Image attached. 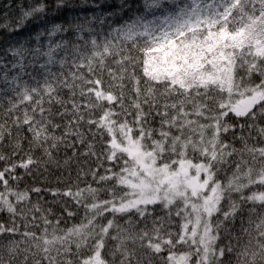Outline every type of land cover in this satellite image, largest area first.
<instances>
[{"label":"snow or ice","instance_id":"1","mask_svg":"<svg viewBox=\"0 0 264 264\" xmlns=\"http://www.w3.org/2000/svg\"><path fill=\"white\" fill-rule=\"evenodd\" d=\"M15 7L0 16V264H264V0ZM81 147L93 183L47 189L71 202L59 216L32 203L45 190L17 169Z\"/></svg>","mask_w":264,"mask_h":264},{"label":"trees","instance_id":"2","mask_svg":"<svg viewBox=\"0 0 264 264\" xmlns=\"http://www.w3.org/2000/svg\"><path fill=\"white\" fill-rule=\"evenodd\" d=\"M27 2H29V0H0V16H3L6 11H8L10 15H17L18 10L15 7V5L26 4ZM9 4L13 5V7L10 10L7 8V5ZM4 38H6L5 34L3 32H0V40ZM72 39L74 40L75 38L73 37ZM253 136H255V133H253ZM249 143H252V141H249ZM236 146L240 147L239 143H237ZM25 148H27V145H25ZM85 150L86 149L81 147L77 155L73 156L71 149H67V150L61 149L60 151L54 153V159L51 163L47 161V158H44L40 166L38 168H33L30 174H25L24 170L17 169V174L23 177V179L19 182V188L21 190L25 188L30 189L33 187H39L41 189H44L45 191L41 192L39 195L36 193L31 194L32 203H36L37 201H39L42 207L52 208L53 212L57 216H59L62 209L66 205L70 206L71 202L60 197L54 198L46 190L47 189L63 190L67 187H72L77 183H79L81 187H83L85 183H93L90 176L83 178L79 176V174L82 171L87 172L89 168L95 166V162L92 158L79 155V153H82ZM0 151H4L5 153H8L9 149L4 147V148H0ZM33 155L36 158H40L43 156L42 152H40L39 150L35 151ZM69 157H72V160L70 161V163L65 164L64 161L67 160ZM0 166H2V162H0ZM221 178L223 179L222 176ZM93 186L96 185L93 184ZM103 198H107L106 194L103 196ZM70 210L76 211L74 207H70ZM154 215L164 216L166 215V213L160 208V206H156L154 210ZM82 216H83L82 210L79 211L77 213V216L72 219H69L67 216H64L61 220L60 227L66 228V227H70L74 223H79L80 218ZM7 219L8 216L6 213H0V221H7ZM127 219L128 217L119 219L118 223L124 225ZM132 219L135 220L136 218L133 217ZM179 223L180 221L178 218H173V227H172L173 231H178ZM148 226L151 227V224H149ZM239 226H240L239 222H237L236 227L239 228ZM236 234L239 235L238 232ZM241 243H243V240L241 241ZM109 244L111 245V242H109Z\"/></svg>","mask_w":264,"mask_h":264}]
</instances>
